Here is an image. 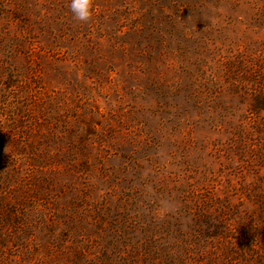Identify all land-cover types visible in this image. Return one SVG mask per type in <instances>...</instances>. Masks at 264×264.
I'll list each match as a JSON object with an SVG mask.
<instances>
[{
	"label": "rangeland",
	"instance_id": "rangeland-1",
	"mask_svg": "<svg viewBox=\"0 0 264 264\" xmlns=\"http://www.w3.org/2000/svg\"><path fill=\"white\" fill-rule=\"evenodd\" d=\"M0 0V264H264V0Z\"/></svg>",
	"mask_w": 264,
	"mask_h": 264
},
{
	"label": "clouds",
	"instance_id": "clouds-1",
	"mask_svg": "<svg viewBox=\"0 0 264 264\" xmlns=\"http://www.w3.org/2000/svg\"><path fill=\"white\" fill-rule=\"evenodd\" d=\"M68 6L74 21L86 24L91 19L93 13L91 0H69Z\"/></svg>",
	"mask_w": 264,
	"mask_h": 264
}]
</instances>
